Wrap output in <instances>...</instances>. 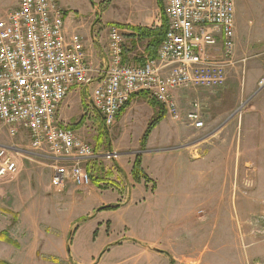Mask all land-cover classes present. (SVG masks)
Here are the masks:
<instances>
[{"label": "rangeland", "instance_id": "1", "mask_svg": "<svg viewBox=\"0 0 264 264\" xmlns=\"http://www.w3.org/2000/svg\"><path fill=\"white\" fill-rule=\"evenodd\" d=\"M3 1L0 0V18L7 10ZM61 3L69 10V20L79 22L84 36L91 37L102 31L103 40L100 44L99 38L98 45H101L103 58L107 54L110 27L119 23L137 25L145 20L151 22L150 26H160L162 21L159 5L163 0H157V3L156 0H61ZM237 7L235 40L243 54L241 60L237 59L235 51L233 65L225 73V85L185 89L192 94L186 104L187 113L193 111L192 104L198 101L204 127L196 128L187 114L186 119L177 120L180 124L167 115L165 122L161 121L151 130L146 145H143L153 120L149 119L150 112L155 108L148 98L134 102V111L116 132V125L112 128L103 126L98 112L88 100L91 92L84 90L72 99L69 110L62 114L68 127L82 124L80 129L74 130L76 136L99 152L135 151L139 145L140 149L147 148L148 142L151 149L167 150L203 141L200 145L207 150L206 164L192 167L180 157L179 151H166L154 158L160 165L153 168L152 172L157 176L153 178L155 184L146 191L153 193L156 186L159 187L158 200H149L147 195L130 200L127 190L132 184L115 162L88 167L96 193L87 194L86 189L70 183L64 194L57 195L53 191L52 161L48 159V153L33 151L26 134L11 137L7 127L0 122V146L15 149L14 157L19 166L17 176L24 171L16 181L6 184L7 199H0V233L3 234L0 237V261L6 264H165L167 260L145 256L138 245L125 240L151 239L173 244L174 239L180 237L184 245L193 246L184 250L185 254L200 260L201 264H264V211L243 217L246 200L259 210L264 207V162L247 158L244 147L235 161L229 151L233 161L229 172L224 171L221 160L233 130L229 124V133L220 132L222 108L236 101L235 97H222L221 90L241 91L245 96L255 90H264L259 89V82L264 79V0H238ZM126 46L128 50L131 47L127 38ZM145 47L146 43H140L135 49L137 55L145 52ZM101 60L96 58L94 64L100 65ZM255 101L252 95L241 99L236 106L239 111L234 123L253 111ZM246 132L244 126L238 134L239 140H245ZM247 160L256 167L257 174L246 168ZM169 187L177 189L174 192L178 202L172 207L168 206L169 193L165 191ZM219 200L229 206L223 215L218 208ZM111 204L120 208L124 205L126 209H105ZM170 216L171 222L168 221ZM178 222H183L179 231L167 235V226L172 230L174 226L171 225ZM205 222L206 225H200Z\"/></svg>", "mask_w": 264, "mask_h": 264}, {"label": "built area", "instance_id": "2", "mask_svg": "<svg viewBox=\"0 0 264 264\" xmlns=\"http://www.w3.org/2000/svg\"><path fill=\"white\" fill-rule=\"evenodd\" d=\"M163 5L168 29L156 57L130 62L124 53L129 31L115 25L102 68L90 63L83 37L67 35L60 0H21L0 20V122L11 137L26 134L33 151L48 153L55 194H64L70 183L80 189L90 186V165L123 156L96 151L60 119V108L73 90L90 88L94 76L102 79L92 90L91 103L106 128L139 94L178 120L172 92L224 85L235 52V0H163ZM220 36L225 55L209 58L207 49ZM263 88L264 79L259 82ZM200 106L195 101L188 115L196 128L204 127ZM14 150L0 146V182L19 171Z\"/></svg>", "mask_w": 264, "mask_h": 264}, {"label": "crops", "instance_id": "3", "mask_svg": "<svg viewBox=\"0 0 264 264\" xmlns=\"http://www.w3.org/2000/svg\"><path fill=\"white\" fill-rule=\"evenodd\" d=\"M1 1H3V0H1ZM20 1L21 0H14L12 2V0H11V3H9L10 1L8 2V0H4L2 5L7 10H5L3 12V15L1 16L0 20L6 18L13 10L17 9L19 7ZM237 1L238 0H235V9H236V13H235V29H236L235 30V36H236V31L238 30V28H237V13H238ZM241 1L249 2L250 0H241ZM156 3H157V0H156ZM60 5L66 12L65 29H66L67 35H74V34H77V32L79 31L81 35L80 34H78V35L83 37V39L85 41V46H86V50H87L88 55H89L90 63L94 67H98V68H102L103 66H105L106 56L104 58H103V56H101V54H102L100 51L101 45L100 46L98 45L99 38H100V44L103 40L102 31L99 30L94 35L92 34L91 37L84 36L82 34L83 30L80 29L82 27H79V22H77L75 20H69L70 19L69 10H67L66 8L63 7L61 0H60ZM97 11L99 12V7H97ZM73 17H75V16L73 15ZM149 23H151V22L148 20H145L144 22L137 24V25H131V24H125V23H119V25H127V26L129 25V26H133V27H152V25L150 26ZM235 51H236L235 54L237 55V59L241 60V57L243 54L240 52V48H239V45H238L236 40H235ZM206 55L209 58H215V59H222L224 57L225 47H224L223 37H221V36L219 37L218 43L216 46L210 47L207 49ZM129 56H130L129 58H131V57L133 58L132 63H140L141 64V63H143L144 57L146 56V54H145V52L142 51L141 55L139 56V55H137V53L135 51H132L129 53ZM98 57H100V59H102V60L100 61V65H95L94 64V63H96L95 59L96 58L98 59ZM237 64H240V63L237 62ZM101 79H102L101 75H96L93 77V84L90 86V88L80 87V88H76L73 90V92L68 97L67 102H65L62 105V107L60 108L59 115H60V119L62 122H64L63 121L64 120L63 115L69 110V108L71 106L70 102L72 101V99L77 98V96H80V94H82L81 93L82 90H84L85 92L89 91L92 94V90L101 81ZM221 95H222V97H230V98L235 97L236 98V101L231 106H226V108L225 107L222 108L223 112H222L221 118L223 120L221 121L222 124L220 126V128H221L220 132L224 133L225 131H228V133H229V128H228L229 124H232L231 129H233L230 131L229 139L227 138V141H226V145L228 147L227 152H225L224 156H222V159H221L222 165L224 166V171L225 172L230 171V169L232 167V162L241 156L242 147L245 148V156L247 158L253 157L256 161L259 160L260 162H264V103H262L264 101V90L261 92L257 91V90L252 91L249 96H245V92L243 93L241 91L228 92L226 90H221ZM251 95H252V97L256 98V101L254 102L253 111L247 113L244 116V118H242L241 121L234 123V120L237 117L236 114L239 111V108L237 110L236 106L239 105L242 98L251 97ZM191 96H192V94L189 92V90H185V89H180V90H176V91L172 92L173 100L178 107V115H179L178 120L179 121L180 120L182 121V119H186V116L188 115L187 109H186V104L190 100ZM145 98H147V96H143V95H137V96H135V98H133V101L131 103L132 106L129 107V109L125 113H122V115L119 116V119H118L117 123L115 124L116 125V127H115L116 132L118 131L123 120L125 118H127L131 114V112L134 111V107H135V106L133 107L134 102L139 103L141 100H143ZM88 100L91 102V96L88 97ZM159 111H160V108L158 106H156L150 112L151 116H149V119H153L154 117H156ZM163 112H164L162 114L163 118L161 121H163L164 119H166L168 117L167 116L168 113H165V111H163ZM165 116H166V118H165ZM99 118L102 120L100 115H99ZM171 120H173L174 123L180 124L179 122H177V120H174L173 118ZM165 121H163V122H165ZM102 122H103V120H102ZM181 125L183 127L184 123L181 122ZM244 126H246V131H247L246 132V138H245V140H242V139L239 140L240 138H239L238 134L240 131H242ZM189 129H191V128H189ZM234 134H235V137H234ZM234 138L236 139V141ZM201 143H204V142L201 141ZM201 143L196 144V141H195L194 143L184 144V146H181V147H171V148H167V150H163V149H159V148H157V149L149 148L151 143L148 142L147 148L142 152H141L142 149H140L141 145H139L136 148L137 150H135V151H134V149L133 150H131V149L113 150V151L121 152L123 154V156L115 163L118 166V169H120V172L124 173L126 175V177L128 178L129 182H131V184H132V187H130V189L127 190L128 198L131 200L132 198H135V196H138L139 198H141V196L144 197L147 195L149 200H158L159 199V196L161 194L159 192V187L156 186L155 192H153V193L151 192L149 194H148V191H146V189L149 190L152 188V185L154 183L153 178L157 177V176H154L152 171H153V168L159 167L160 161L156 162V161H154V158L160 157L161 156L160 154H162L163 152L179 151L178 154H180V157L183 158V160H185L186 163L189 162L190 166H192V167L196 166L197 164H203V163L206 164L207 163V158H206L207 150L203 149L201 147V145H200ZM178 146H180V145H178ZM111 147H112V144H111ZM120 148H123V147H120ZM229 151L231 153V157H232L233 161L230 157ZM138 152H139L138 155H141L142 168L150 180L149 183L142 181L141 183L137 184L132 179L133 165H134V162L136 159V154ZM153 153H155L154 155H156V156H153ZM233 156L235 159L233 158ZM238 166L240 167V162H239ZM245 166L249 170L253 169L256 172V174L258 173V170L256 169V167L253 166V164L251 162H249V160L246 161ZM263 167H264V163H263ZM259 168H260V165H259ZM155 171L157 172V169ZM23 172L20 173V175L23 174ZM20 175H18V176L14 175V176L8 177V178H6L0 182L1 183L0 184L1 185L0 186V194H2V197L0 199H4L5 197L7 199V189H5L7 187L6 184L9 185L11 182L13 183L14 181H16L20 177ZM254 179L255 178L253 177V182H254ZM51 180H52V175H51ZM4 184L6 186H2ZM52 184H53V181H52ZM99 187H100V184H99ZM84 189L87 190V192H86L87 194L96 193V189H95V187H93V185L85 187ZM53 191H54V186H53ZM165 191H167L169 193V194H167V199L169 201L168 206H170V207L174 206L178 202V201H176V196H175L176 193L174 192V191L177 192V189L169 187V188L165 189ZM169 195H171V196L169 197ZM165 197H166V195L164 196V198ZM144 201L146 202L147 199L145 198ZM2 202H4V201L2 200ZM206 203H208V202H206ZM209 204L212 205V203H209ZM121 206H122L121 208L119 206L120 209L115 210V211H122L123 209H126V207L124 205H121ZM109 207H116V205L111 204ZM218 208L221 210V215H223V211L228 210L229 206L223 200H219ZM243 210H244L243 211V217L245 218L248 214H254L256 212L264 211V207H260V210H259L258 208L255 207L254 204H251L248 200H246L244 202V205H243ZM200 213H201L200 215L203 214L202 211ZM90 215H93V214H90ZM171 219L172 218L170 216L168 218V221L171 222ZM185 219H188V218H185ZM226 220H227V226H228L229 219L227 218ZM186 221L187 220H185L184 223ZM168 225H170V224H168ZM200 225H202V226L206 225V222L202 223ZM171 226L172 227L174 226L172 230L169 229L168 226L166 228V234L167 235H173L174 232L179 231V229L183 226V222L182 223H179V222L173 223ZM159 232H160V230H159ZM125 241L128 242L129 244L138 245L139 247H137V248H139L142 251V254L145 256H148L150 258L159 257L162 259V261L167 260V262L165 264H170V262H171V264L172 263L173 264H201L200 260L192 258L191 256H187L185 254L184 250L192 249L193 246L190 247V246L184 245L182 242H180V237H177L176 239H174L173 244H170V243L163 244V243L159 242L158 240H151V239L143 241V240H139L137 238L126 239ZM180 243L183 246H181ZM117 244L118 243H116V245Z\"/></svg>", "mask_w": 264, "mask_h": 264}, {"label": "trees", "instance_id": "4", "mask_svg": "<svg viewBox=\"0 0 264 264\" xmlns=\"http://www.w3.org/2000/svg\"><path fill=\"white\" fill-rule=\"evenodd\" d=\"M164 5L161 3L159 5L160 7V13H161V24L160 26H152V27H133V26H127V25H116V26H120L123 29H127L129 31L128 34H126V38L130 41L131 47L129 48V50L127 49V46H125V50L124 53L127 56L129 55L130 52L135 51L136 47L140 44V43H146V47H145V54L146 56L144 57V61L145 59H154L156 57L157 54V50L159 48V46L161 45V43L163 42L167 29H168V24H167V19L165 16V12H164ZM143 61V62H144ZM139 95H143V96H147L146 94H139ZM135 98V97H134ZM133 101V98L131 99V101L122 109L120 116L122 115V113H125L131 103ZM151 103V105L153 107L158 106L160 108V111L158 112L157 116L153 118L152 122L149 124L148 130L145 133L144 136V143L143 145H146L148 136L151 132V130L160 123V121L163 118V111H165V109L157 104L155 101H149ZM166 113V112H165ZM82 126L81 123H79L76 127H70L72 130H78L80 129ZM104 126V124H103ZM146 148H142L141 152L144 151ZM132 178L133 180L139 184L142 181L149 183L150 180L147 177V175L145 174L143 168H142V161H141V155H138L135 159L134 165H133V170H132ZM109 208H113V209H118L119 207H107L105 209H109ZM2 233H0V237H2ZM0 264H6L2 261H0Z\"/></svg>", "mask_w": 264, "mask_h": 264}]
</instances>
